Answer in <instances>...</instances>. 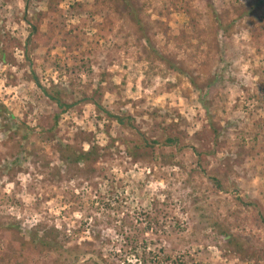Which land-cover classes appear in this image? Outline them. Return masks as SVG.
Here are the masks:
<instances>
[{
	"label": "rangeland",
	"instance_id": "1",
	"mask_svg": "<svg viewBox=\"0 0 264 264\" xmlns=\"http://www.w3.org/2000/svg\"><path fill=\"white\" fill-rule=\"evenodd\" d=\"M0 264H264V0H0Z\"/></svg>",
	"mask_w": 264,
	"mask_h": 264
},
{
	"label": "trees",
	"instance_id": "2",
	"mask_svg": "<svg viewBox=\"0 0 264 264\" xmlns=\"http://www.w3.org/2000/svg\"><path fill=\"white\" fill-rule=\"evenodd\" d=\"M37 84H39L38 82H37ZM43 91L47 94V96L48 97H50L52 100H54L55 101V103L59 106V107H64V104L62 103V101L59 99V98H57V97H55L54 95H52V94H49V92H47V90L45 89V88H43ZM119 120V122H121L120 120L121 119H118ZM149 253V254H148ZM145 257L148 255H150V254H152V251H150V252H148V251H145ZM155 258H154V260H157V262H160L161 261V257L160 256H158V255H155L154 256ZM167 258V263H175L176 261H174L171 257H166ZM145 260V259H144Z\"/></svg>",
	"mask_w": 264,
	"mask_h": 264
}]
</instances>
